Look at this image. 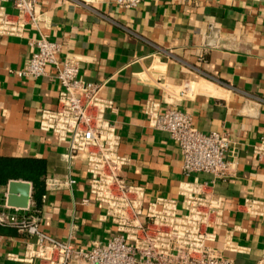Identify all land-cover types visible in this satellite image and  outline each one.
Here are the masks:
<instances>
[{
  "label": "crops",
  "instance_id": "0c3cea01",
  "mask_svg": "<svg viewBox=\"0 0 264 264\" xmlns=\"http://www.w3.org/2000/svg\"><path fill=\"white\" fill-rule=\"evenodd\" d=\"M0 7L14 12L5 0ZM35 13L37 24L21 36H0V159L38 160L44 172L37 193L30 180L12 176L0 178V190L11 180L29 182L30 211H39L41 228L57 239H68L73 222L72 241L83 248L113 231L98 221L97 205L75 204L88 196L80 162L72 194L58 190L42 199L46 177L67 175L65 146L38 125L40 111L56 106L61 89L52 67L39 78L12 71L24 67L32 43L45 35L80 59L81 79L104 84L101 96L116 108L107 118L129 159L126 178L151 199L176 197L186 182L207 183L202 189L224 203L211 246L234 264H264V161L255 153L264 143V0H141L130 9L112 0H38ZM185 83L189 90L181 94ZM147 106L180 109L201 133L228 135L231 175L213 184L207 174L185 176L177 144L149 126ZM0 237V264H28L31 237L5 226Z\"/></svg>",
  "mask_w": 264,
  "mask_h": 264
},
{
  "label": "built area",
  "instance_id": "2783aa9c",
  "mask_svg": "<svg viewBox=\"0 0 264 264\" xmlns=\"http://www.w3.org/2000/svg\"><path fill=\"white\" fill-rule=\"evenodd\" d=\"M13 13L0 7V36H21L27 25L39 20L38 0H5ZM94 2L96 0H82ZM141 0H112L119 8L136 7ZM35 50L16 77L52 75L60 85L56 106L38 116L40 130L54 134L65 146L67 175L44 179L46 200L50 192L67 190L77 184L72 172L82 165L88 196L75 201L82 207L97 205L98 221L113 231L91 248L77 246L72 239L77 225L71 224L68 239H57L40 226L38 210L19 209L6 204L7 188L0 190V226L10 227L32 238L23 260L28 264H234L211 243L223 225V199L203 185L183 183L176 197H148L145 188L124 174L128 157L120 153V137L107 113L116 111L101 96L104 84L88 82L79 76L81 61L62 42L40 35L32 43ZM185 83L184 91L189 90ZM149 126L173 140L181 154L185 176L207 174L211 183L227 179L232 167L227 159L231 141L225 133L198 131L191 116L177 108L160 110L147 106ZM258 161H264V143L256 146ZM196 187V188H194ZM207 187V186H206ZM1 238V237H0Z\"/></svg>",
  "mask_w": 264,
  "mask_h": 264
},
{
  "label": "trees",
  "instance_id": "16d2710c",
  "mask_svg": "<svg viewBox=\"0 0 264 264\" xmlns=\"http://www.w3.org/2000/svg\"><path fill=\"white\" fill-rule=\"evenodd\" d=\"M44 172L41 161L32 159H0V178L12 176V178H23L30 180L34 192L40 190V176Z\"/></svg>",
  "mask_w": 264,
  "mask_h": 264
},
{
  "label": "water",
  "instance_id": "95a60500",
  "mask_svg": "<svg viewBox=\"0 0 264 264\" xmlns=\"http://www.w3.org/2000/svg\"><path fill=\"white\" fill-rule=\"evenodd\" d=\"M31 184L23 180H11L7 186L6 204L9 207L26 209L29 206Z\"/></svg>",
  "mask_w": 264,
  "mask_h": 264
}]
</instances>
